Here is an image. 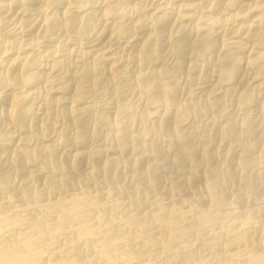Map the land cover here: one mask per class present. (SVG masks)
Segmentation results:
<instances>
[{
	"label": "bare ground",
	"instance_id": "obj_1",
	"mask_svg": "<svg viewBox=\"0 0 264 264\" xmlns=\"http://www.w3.org/2000/svg\"><path fill=\"white\" fill-rule=\"evenodd\" d=\"M125 1L86 0L87 7L73 8L67 0H0V34L16 35L0 39V264H264V219L255 227L223 223L235 211L222 213L228 183L215 165L234 159L240 183L254 177L264 184L262 120L221 123L213 152L215 137L189 125L221 109L220 97L251 79L255 92L237 100L264 116V51L246 45H264V0L237 28L231 25L240 14L222 11L241 10L244 0H197L187 12L162 0H135L131 8ZM145 5L154 13L139 18ZM42 6L53 10L46 14ZM201 8L219 15L203 26L194 22ZM99 16L115 18L101 33L123 40L120 47L86 64V56L99 54L97 44L63 54L60 39ZM185 21L194 23L184 28ZM166 50L179 61L190 52L183 88L165 80ZM152 63L157 69L146 68ZM211 81L218 89L201 96L190 90ZM99 94L110 97L98 103ZM128 168L134 174L116 183ZM159 171L180 174L166 198L149 196L160 185ZM37 181L46 187L27 190ZM104 185L106 202L99 203ZM185 185L200 192L177 205Z\"/></svg>",
	"mask_w": 264,
	"mask_h": 264
},
{
	"label": "rangeland",
	"instance_id": "obj_2",
	"mask_svg": "<svg viewBox=\"0 0 264 264\" xmlns=\"http://www.w3.org/2000/svg\"><path fill=\"white\" fill-rule=\"evenodd\" d=\"M126 1L125 2L127 4L125 3V8H131L134 6V4L136 3L137 0L136 1L135 0H126ZM160 1L161 0H158V3ZM196 1L197 0H162L160 3L163 5H172V6L173 5H175V6L181 5L182 11L187 12V10L190 8L191 4H193ZM224 1H227V0H224ZM255 3H256V0H244L240 3L242 5V6L241 5L240 6L243 7V8H241V10H240L239 6L237 8H226L222 11V14L225 17L230 16V15L235 16L237 14H240L235 20L232 21V25H231L233 28H237L241 23L249 22L251 20V18L253 17V15L256 14L255 11L249 9L250 6H255ZM80 4L81 5L84 4L81 7H84V8L87 7L86 6V0H67V2H66V5H69L70 7H73V8L74 7H80L79 6ZM149 8H151V9H149ZM154 8H155V6H152V7L149 5L143 6L142 9L140 10V12L138 13V17L144 18L148 15H151L152 13H154ZM41 10L47 14V13L52 12L53 9L46 7V6H42ZM193 13H194L195 18H196L194 20V22H197V19H198V21L199 20L201 21V24L203 26H205L204 23L207 20H209L210 18H214L215 16L219 15L217 13H214V12L208 10V8H201L198 10L196 9ZM93 19L83 20L84 23L81 25L83 29L80 28L81 26H78L79 30L76 27V28H74L75 30L72 29L74 32H72V30L70 31L72 33L69 32L70 35H68L69 34L68 33L66 36H64L60 39V43L63 46V49H62L63 51H61L63 54H68L72 50H74V53H76V54L80 53V52H84V51H87L92 45L97 44L98 49H99V54L86 56L83 59L84 62L82 61L81 64L89 63V62L93 61L96 57H100V54H103V52L106 53L108 50H112V49H116V47L117 48L120 47L121 43L123 42V40L121 41V39H119V38H113V39L109 38L108 39L107 37H105L101 33L103 30V23H108V24L112 23L115 20L114 17L102 18L99 16V17L95 18V21H92ZM86 21H88V22H86ZM89 21H90V25H89ZM91 22H93V23H91ZM194 22L185 21L182 24V27L188 28ZM91 24H92V27H91ZM90 28H92V29H90ZM213 31L216 32V29H214ZM81 32L82 33L84 32L85 35L82 34ZM1 34H0V39H12V37L16 36L14 33L13 34L10 33V34H12V36H11L7 32H2ZM231 36H232L231 34H226L225 37L230 38ZM18 37H20L22 40H27V39L31 38V35L30 34H24V35L20 34V35H18ZM64 38H66L65 39L66 41L64 40ZM99 40L101 43L99 42ZM166 40H167V36L166 37L164 36L163 38H161V42H166ZM90 41H91V43H90ZM52 45L53 44H48L47 46L50 47ZM65 45H67L66 47H69V49H67L65 47ZM110 45H114V46L112 48H110ZM246 45L248 48L254 49L255 53L264 51V45H263V47L261 46V47H255V48L252 47L251 43H246ZM49 47L43 46V47H41L40 50L43 51L44 49L49 48ZM103 47H106V48H103ZM166 54H168V55H166ZM171 54L172 53L169 52V50H166L163 52V65L162 66H163V68H167L170 71L169 76L166 77L165 80H168V82L174 83L175 85L183 88L184 86H186L185 81H186L187 70H188L186 65L188 64L190 52L186 51L185 54L181 57L180 61L178 60L179 58L177 56H175L174 54L172 56ZM184 58H185V60H184ZM7 59H8V57H7ZM71 59H76V56L73 55ZM146 68L149 70L157 69L156 65H154L153 63L146 65ZM55 73H56V71L55 72L54 71L48 72L49 76H53V75H55ZM251 80L249 82H246L245 84H242V86L233 89L234 91L232 90L233 92H231L228 95V97H224L222 99L220 96L217 95L216 98L220 97V99L223 100L225 105L221 109L214 112L212 115H209L207 117H202V118L199 117L197 119H191L189 121L190 127L195 126L194 128H196V129L204 127V130H202L203 132L200 130L202 133L209 134V135L211 134L215 137L214 138L215 140L210 142V145H209V151L210 152H213L215 149H218L220 146V143L218 141V137L216 135L217 127L221 123H224L225 121H227L230 118L236 117L237 119L238 118H240V119L241 118L260 119V120H262L263 126H264V116H261L260 112L257 110L256 107L251 106L250 108L249 107L247 108L246 106L240 105V103L237 100L238 94H240V93L244 92V93L251 94V93L255 92V86ZM212 83H215V82L211 81L209 83H206L204 85V87L202 86L204 89H202L201 86L199 87V85H197V83H195V84H192L190 86V90L194 91L196 95L201 96L204 93L208 92L209 89L210 90L218 89V86L216 85V83L215 84H212ZM58 85L59 84L55 82V86H58ZM187 89H189V88L187 87ZM199 89H201V90H199ZM109 97H110L109 95H105V94L100 95L99 94V95L94 96V100L98 103H101V102H104L105 100H107ZM229 98H230V102H228ZM182 100L186 101L187 97H184V98L182 97ZM260 103L264 105V100H261ZM201 104H202V106H204L203 104H205V103L202 101ZM231 104H232V106H231ZM142 107L143 106L140 105V108H142ZM233 109H235V110H233ZM226 115H227V117H226ZM213 116L217 117V122L215 124H213V122H211ZM54 121H55L54 118L50 120V122H54ZM57 134L58 133L56 132L55 135L57 136ZM241 137L243 139H245L246 135H243ZM195 147L197 148V150L201 149V145L199 144L198 141L195 143ZM215 165H216V167L225 170V173L223 176H224V179H226V182L228 183L227 186L223 187L221 190L225 194V198L223 201L224 205H223L222 213L229 212V211H235V213L232 215V217H230L228 219H223V223L231 224L232 222H236V221H238V222L248 221L251 223L252 227H255L259 223V221H262L264 219V184L259 182L254 177L251 178L250 182L240 183L238 176L236 174H233L234 159H231L230 161H228V163H224L221 160L220 161L217 160V162H215ZM133 171L134 170L132 168L122 170L121 171V177H120L119 181H117L116 183H118V184L126 183L128 181V178L134 174L135 171L134 172ZM127 173L130 175H127ZM179 178H180V174H178L177 172L168 173V172L159 171V178L158 179H159L160 185L156 190L151 191L149 196L150 197L166 198L164 193L170 188V186L173 184V182H175ZM97 180H99V179L93 180L91 182L92 183L99 182ZM36 183L27 186V190L32 192V189H34V187H36V186L38 187V185H40L39 186L40 188L46 187L42 183V181H37ZM39 183H41V184H39ZM20 188L21 187L15 186L14 191L16 193H18V192L20 193L23 189V188H21V189ZM106 189H107V187L104 185L103 189L100 190V192H98L99 193V197H98L99 203L106 202V195H105ZM178 189L181 190V193L177 197V205H180L185 199L189 198L195 192H197V191L200 192L198 190V187H197V189H195L193 186H189V185L180 186V187H178ZM157 193H159V194H157ZM68 194H70V193H68ZM258 195H260V196L258 197ZM2 196L5 197L4 194ZM124 196H125L124 197L125 200L128 201L129 196H131V195L129 193V194H125ZM227 197H228V200H227ZM17 204L22 205V202L17 203ZM158 205H160V202L155 203L154 205L151 206V208H156ZM100 209H101L100 206H98L97 209H95L94 213L98 214L97 212H100ZM259 211H262V213H259Z\"/></svg>",
	"mask_w": 264,
	"mask_h": 264
}]
</instances>
